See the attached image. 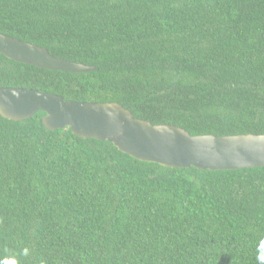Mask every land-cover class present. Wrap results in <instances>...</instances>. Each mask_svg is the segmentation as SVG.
I'll use <instances>...</instances> for the list:
<instances>
[{"label": "trees", "instance_id": "trees-1", "mask_svg": "<svg viewBox=\"0 0 264 264\" xmlns=\"http://www.w3.org/2000/svg\"><path fill=\"white\" fill-rule=\"evenodd\" d=\"M0 32L97 68L0 52V87L118 102L192 135L264 134V0H0ZM44 115H0V261L261 264L264 166L168 167Z\"/></svg>", "mask_w": 264, "mask_h": 264}, {"label": "water", "instance_id": "water-1", "mask_svg": "<svg viewBox=\"0 0 264 264\" xmlns=\"http://www.w3.org/2000/svg\"><path fill=\"white\" fill-rule=\"evenodd\" d=\"M0 52L39 68L91 72L97 68L56 57L47 48L0 32ZM45 112L50 130L71 127L83 138L108 140L143 161L173 168L234 170L264 166V134L192 135L172 124L137 118L118 102H81L33 88L0 87V115L20 121Z\"/></svg>", "mask_w": 264, "mask_h": 264}, {"label": "clouds", "instance_id": "clouds-1", "mask_svg": "<svg viewBox=\"0 0 264 264\" xmlns=\"http://www.w3.org/2000/svg\"><path fill=\"white\" fill-rule=\"evenodd\" d=\"M262 248H264V242H262ZM28 249H24V254L27 255ZM258 260L261 261V264H264V255H259ZM0 264H17V261L15 258H8L0 261Z\"/></svg>", "mask_w": 264, "mask_h": 264}]
</instances>
